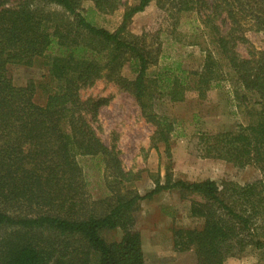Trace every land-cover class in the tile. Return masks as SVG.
<instances>
[{
  "label": "trees",
  "instance_id": "obj_1",
  "mask_svg": "<svg viewBox=\"0 0 264 264\" xmlns=\"http://www.w3.org/2000/svg\"><path fill=\"white\" fill-rule=\"evenodd\" d=\"M84 1L99 14L123 8L119 26L112 32L94 26L82 12ZM151 4L166 17L162 32L203 52L199 70L177 61L160 65V46L131 33L133 16ZM190 14L197 25L180 35L181 18ZM259 34L264 0H0V264H145L135 216L141 201L164 191L190 199L188 215L201 221L199 228L172 229L175 252H192L196 264H225L251 247L263 249L264 47L249 37ZM37 60L47 66L48 80L39 84L46 87L43 105L34 100L33 83L16 86L8 76L9 66ZM125 66L132 79L122 75ZM100 78L134 100L153 127L150 147L162 145L167 159L171 139L182 133L156 103L230 84L246 124L197 133L194 150L237 169L255 166L261 178L243 185L185 182L166 170L163 182L140 195L133 187L139 176L93 127L96 104L80 98L81 88ZM80 158L100 160L103 198L90 197ZM116 230L118 241L103 239V231Z\"/></svg>",
  "mask_w": 264,
  "mask_h": 264
},
{
  "label": "rangeland",
  "instance_id": "obj_2",
  "mask_svg": "<svg viewBox=\"0 0 264 264\" xmlns=\"http://www.w3.org/2000/svg\"><path fill=\"white\" fill-rule=\"evenodd\" d=\"M122 1L128 5L137 2ZM10 4L13 5V2ZM92 9L91 2L82 3L83 14L94 26L110 32L119 26L123 8L112 14H99L91 11ZM195 18L193 14L181 18L180 35L186 34L188 28L197 25ZM165 19V15L151 4L143 12L133 16L129 30L134 35H145L148 42L160 46V65L177 61L187 71L199 70L203 63V52L198 46L182 44L162 32L166 26ZM249 37L255 47H264V36L259 34ZM245 50L242 46L238 47L241 55L245 54ZM44 63L43 60H37L31 67H8V76L14 85H35L34 100L40 105L45 103L47 96L46 87L39 86L48 80L47 66ZM153 71L154 68L150 70ZM122 75L128 79L134 77L128 66L123 68ZM80 98L96 104L93 127L104 145L115 147L124 168L139 176L133 187L140 195L150 191L155 180L163 182L166 170L171 172L174 180L185 182L211 179L217 183L230 181L243 185L261 178V173L255 166L237 169L222 160L201 159L196 156L194 144L197 133L232 130L237 124H246L248 120L246 109L238 107L232 87L226 82H220L218 86L208 89L203 97L192 91L186 93L182 102L156 103V112L174 119L175 133H182L181 136L171 139L169 159L162 145L156 150L150 147L149 138L153 127L142 118L134 100L115 84L100 78L92 85L82 87ZM248 98L250 99L249 96ZM79 164L88 182L90 197L94 200L103 198L106 191L100 160L80 158ZM189 205L190 199L181 198L175 191L160 192L151 199L140 202L134 229L140 234L145 264H196L192 252L179 253L172 248L173 228L201 226L200 220L189 217ZM102 237L106 241H118L121 231H103ZM225 264H264V248L255 250L251 247L239 259L227 260Z\"/></svg>",
  "mask_w": 264,
  "mask_h": 264
}]
</instances>
